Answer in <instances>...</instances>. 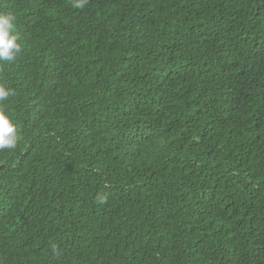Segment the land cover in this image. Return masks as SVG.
<instances>
[{
  "label": "trees",
  "instance_id": "trees-1",
  "mask_svg": "<svg viewBox=\"0 0 264 264\" xmlns=\"http://www.w3.org/2000/svg\"><path fill=\"white\" fill-rule=\"evenodd\" d=\"M0 13V264H264V0Z\"/></svg>",
  "mask_w": 264,
  "mask_h": 264
},
{
  "label": "clouds",
  "instance_id": "clouds-1",
  "mask_svg": "<svg viewBox=\"0 0 264 264\" xmlns=\"http://www.w3.org/2000/svg\"><path fill=\"white\" fill-rule=\"evenodd\" d=\"M87 0H72V6L81 9ZM22 52V43L16 32V17L11 13H0V65L11 64ZM16 93L14 89L0 83V104ZM20 140L17 125L0 107V151L14 150ZM103 203V198L100 200Z\"/></svg>",
  "mask_w": 264,
  "mask_h": 264
}]
</instances>
